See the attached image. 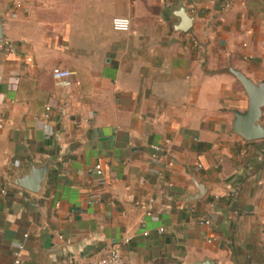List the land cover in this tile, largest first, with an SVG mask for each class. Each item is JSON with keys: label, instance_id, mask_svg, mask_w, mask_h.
<instances>
[{"label": "crops", "instance_id": "obj_1", "mask_svg": "<svg viewBox=\"0 0 264 264\" xmlns=\"http://www.w3.org/2000/svg\"><path fill=\"white\" fill-rule=\"evenodd\" d=\"M21 4L0 0V264L19 246L20 264L113 246L123 264H264V140L232 133L247 97L215 74L264 78V0ZM174 7L194 18L186 33L173 31ZM114 18L130 30L113 31ZM55 68L71 73L67 86ZM49 160L39 193L13 183ZM193 182L206 192L184 203Z\"/></svg>", "mask_w": 264, "mask_h": 264}, {"label": "water", "instance_id": "obj_2", "mask_svg": "<svg viewBox=\"0 0 264 264\" xmlns=\"http://www.w3.org/2000/svg\"><path fill=\"white\" fill-rule=\"evenodd\" d=\"M172 16L177 22L173 26L174 32L186 33L193 25L194 18L190 16L183 7L172 8ZM4 40L3 18H0V43ZM215 74H226L234 78L240 84L247 97L248 106L243 112L232 111L234 116L232 133L238 135L246 142L264 140V125L262 116L264 112V78L259 82H253L241 71L232 67H226L215 72ZM51 161L35 166L30 164L28 170L21 176L15 178L14 184L32 193H39L46 181L47 173L51 169ZM196 193L186 194L181 199L184 203L201 199L206 188L202 182H193ZM198 264H214L210 260H203Z\"/></svg>", "mask_w": 264, "mask_h": 264}, {"label": "built area", "instance_id": "obj_3", "mask_svg": "<svg viewBox=\"0 0 264 264\" xmlns=\"http://www.w3.org/2000/svg\"><path fill=\"white\" fill-rule=\"evenodd\" d=\"M12 6L15 9H19L21 7V0H9ZM227 10V5L224 3H221L219 6V11L221 13L225 12ZM111 28L115 32H121L126 33L130 30V21L127 18H114L111 21ZM52 78L55 81V83L59 86H67L68 85V78L71 75V73L65 69L55 68L51 72ZM45 111L48 112L49 108H45ZM45 118H47V114L44 115ZM154 154L152 155V162L157 163L158 157L157 152L159 151L158 147L153 148ZM95 170V181L98 186H103L105 184V180L102 175V166L100 164H97L94 167ZM99 194L93 193L88 198V204H94L99 202ZM200 224L209 225V221L204 220L201 221ZM162 230H160L161 232ZM146 235V233L144 234ZM26 237V236H24ZM20 249L21 246L18 247V250H15L13 252V264H20ZM68 264H123V258L120 253V250L117 246H113L110 248L107 253L100 257V258H88L83 259L80 261H70Z\"/></svg>", "mask_w": 264, "mask_h": 264}]
</instances>
